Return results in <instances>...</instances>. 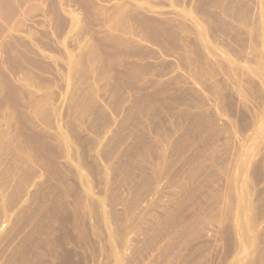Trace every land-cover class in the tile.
Segmentation results:
<instances>
[{
    "label": "rangeland",
    "instance_id": "374dc122",
    "mask_svg": "<svg viewBox=\"0 0 264 264\" xmlns=\"http://www.w3.org/2000/svg\"><path fill=\"white\" fill-rule=\"evenodd\" d=\"M0 264H264V0H0Z\"/></svg>",
    "mask_w": 264,
    "mask_h": 264
}]
</instances>
